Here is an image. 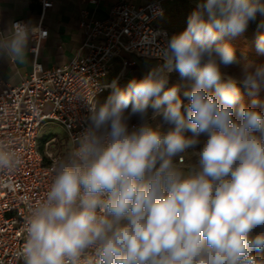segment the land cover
I'll return each instance as SVG.
<instances>
[{"label": "clouds", "instance_id": "clouds-1", "mask_svg": "<svg viewBox=\"0 0 264 264\" xmlns=\"http://www.w3.org/2000/svg\"><path fill=\"white\" fill-rule=\"evenodd\" d=\"M258 13L264 0H205L167 40L163 64L89 101L44 199L28 206L23 264H82L89 250L88 264H264V65L243 64L239 79L221 71L238 63L225 37ZM45 36L15 23L0 33V56L23 66L30 39ZM172 71L191 82L186 104L168 87ZM189 150L196 162L185 169L176 158ZM20 163L0 143V174Z\"/></svg>", "mask_w": 264, "mask_h": 264}, {"label": "built area", "instance_id": "built-area-1", "mask_svg": "<svg viewBox=\"0 0 264 264\" xmlns=\"http://www.w3.org/2000/svg\"><path fill=\"white\" fill-rule=\"evenodd\" d=\"M37 1L40 10L34 27L47 36L44 12L52 2ZM164 1L140 0L135 4L117 0L103 20L81 19V43L74 56L58 66L44 68L37 60L40 43L46 36L30 39V73L17 84L0 90V143H6L21 160L10 176L0 174V264H23L20 252L25 244L28 206L44 199L56 162L72 149L74 137L87 123L89 101L109 86L106 78L112 64L119 62L123 70L130 64V57L152 60L157 66L164 63L160 53L169 35L156 23L164 13ZM19 22L26 23L16 19L11 27ZM44 122L58 124L64 139L51 136L40 143L39 131ZM176 161L181 163L179 157ZM93 258L89 250L82 264Z\"/></svg>", "mask_w": 264, "mask_h": 264}, {"label": "crops", "instance_id": "crops-1", "mask_svg": "<svg viewBox=\"0 0 264 264\" xmlns=\"http://www.w3.org/2000/svg\"><path fill=\"white\" fill-rule=\"evenodd\" d=\"M50 1L52 7L44 12L43 22L47 36L41 41L37 53V60L44 68L58 66L71 59L82 40L80 20L83 18L103 20L117 0ZM128 1L140 3V0ZM39 10L37 0H0V33H7L11 29V23L16 19H23L31 26H35ZM29 46L30 41L28 48ZM130 59L135 58L130 57ZM32 62L33 56L30 51H28V63L23 66L17 65L6 56H0V90L17 84L25 78L31 71ZM115 64L120 65L116 61L112 64V68Z\"/></svg>", "mask_w": 264, "mask_h": 264}, {"label": "rangeland", "instance_id": "rangeland-1", "mask_svg": "<svg viewBox=\"0 0 264 264\" xmlns=\"http://www.w3.org/2000/svg\"><path fill=\"white\" fill-rule=\"evenodd\" d=\"M205 2V0H165L164 1V13L157 19L156 23L166 29L169 38L173 34L184 31L187 27V20L190 14L197 9V5ZM264 34V15L259 13L254 21H250L246 31L237 36H226L225 40L228 41L235 49V54L238 59V63L230 65L228 67L221 66V71L225 76H232L237 79L241 76V66L245 63H252L256 65H264V52L257 51L256 40L257 37ZM157 67V63L152 60L144 59H130V64L122 70V67L115 64L108 77V84L110 85L114 80L118 81L121 87L126 86L131 80H140L149 71ZM168 87L173 85L180 86V99L188 102V99L184 96V91L190 88V81L182 80L177 71H172L168 74ZM237 87L241 89L242 100L245 105H249L254 98L252 95H248V91L242 83H238ZM111 92V88L96 93L91 100L98 103H103ZM260 99H264V91L259 93ZM130 110V109H129ZM151 111V110H150ZM136 121L133 117L132 123ZM191 135V133H186ZM55 136L58 140L64 139L63 129L56 123L44 122L39 131V141L42 143L45 139ZM184 155V162L178 163L182 168H189L196 162L195 153L191 150Z\"/></svg>", "mask_w": 264, "mask_h": 264}, {"label": "trees", "instance_id": "trees-1", "mask_svg": "<svg viewBox=\"0 0 264 264\" xmlns=\"http://www.w3.org/2000/svg\"><path fill=\"white\" fill-rule=\"evenodd\" d=\"M238 88H239V87H238ZM239 89L241 90V89H244V88H239ZM245 90L248 91V95H249L250 90H249L248 88H246Z\"/></svg>", "mask_w": 264, "mask_h": 264}]
</instances>
